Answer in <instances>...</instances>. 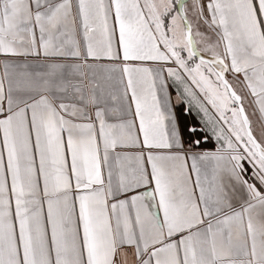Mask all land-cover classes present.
<instances>
[{"label":"snow or ice","instance_id":"obj_1","mask_svg":"<svg viewBox=\"0 0 264 264\" xmlns=\"http://www.w3.org/2000/svg\"><path fill=\"white\" fill-rule=\"evenodd\" d=\"M0 264H264V0H0Z\"/></svg>","mask_w":264,"mask_h":264}]
</instances>
